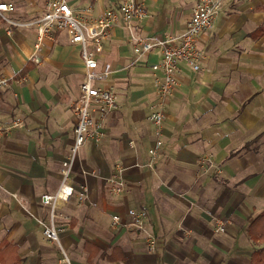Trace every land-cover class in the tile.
I'll return each instance as SVG.
<instances>
[{"label":"crops","instance_id":"crops-1","mask_svg":"<svg viewBox=\"0 0 264 264\" xmlns=\"http://www.w3.org/2000/svg\"><path fill=\"white\" fill-rule=\"evenodd\" d=\"M5 1L15 3L20 18H32L48 0ZM68 2L73 7L78 0ZM186 2L145 0L150 16L139 24V34L165 38L182 32L197 0L181 7ZM117 4L91 0L75 10L82 6L97 17ZM162 6L171 13H160ZM24 30L9 37L0 26L23 59L15 69H0V76L11 77L9 87L31 80L0 98L3 118L24 120L0 143V264H63L43 234L50 210L41 196L60 186L85 68L80 45L65 32L47 42L40 64L30 61L36 37L33 29ZM200 45L206 54L201 71L181 63L179 87L165 100L164 144L150 168L148 150L157 135L149 115L158 102L152 65L159 50L133 63L125 29L114 28L105 41L99 65L112 67L103 83L116 91L119 108L104 118L102 140L82 147L72 174L75 192L57 207L56 226L72 264H250L247 228L264 209V0H226ZM27 62L34 65L30 71L11 76ZM53 69L60 72L56 79L50 78ZM78 72L81 81L72 90L68 80ZM43 80L49 86H41ZM207 155L216 167L202 175L199 161ZM118 167L126 187L116 195L106 178ZM81 185L88 188L84 201L78 197ZM130 208L146 211L147 228L159 240L156 252H148L143 233L127 226ZM113 215L122 218L117 228ZM218 218L226 222L223 234L214 230Z\"/></svg>","mask_w":264,"mask_h":264},{"label":"built area","instance_id":"built-area-1","mask_svg":"<svg viewBox=\"0 0 264 264\" xmlns=\"http://www.w3.org/2000/svg\"><path fill=\"white\" fill-rule=\"evenodd\" d=\"M226 0H197L185 29L165 38L146 37L138 32L139 24L150 16L145 0H120L116 6L104 9L97 17H92L90 9L75 10L68 0H48L42 14L22 19L17 14V7L12 1L0 0V26L7 36H12L19 29H33L35 42L29 60L40 64L42 51L47 42H55L60 32H65L71 43L81 47V58L85 73L79 85V97L75 104L77 116L74 128V141L66 158L62 161L59 173L60 186L55 193L41 196L42 203L50 206L51 225H46L43 234L52 241L58 240L59 229L56 226L57 207L59 202L68 201L75 192L72 182L74 166L81 148L88 142L98 143L104 135V118L119 108L118 96L113 87L105 85L111 73L110 64L100 67L99 61L104 51V43L112 30L122 27L128 33V39L136 56L133 63L158 49L160 58L152 65L153 80L158 102L152 105L149 121L156 131V140L149 148L148 167L153 168L163 148L161 139L165 119L164 103L178 87L181 75V63H186L194 71L199 72L204 64L206 54L200 45L202 33L210 30ZM160 72V74L158 73ZM11 77L0 76V90L9 86ZM96 114L99 117H96ZM23 127L19 118L10 122L0 120V143L15 129ZM202 175L216 167L212 155L203 156L200 161ZM107 183L113 194H121L126 187L123 168L118 167L108 178ZM78 197L84 201L88 197L87 186H80ZM127 226L144 234L148 252L154 253L159 246L158 238L146 225L147 213L142 209L130 208L127 211ZM120 215H113L111 226L121 225ZM215 232L224 233L226 222L218 218ZM72 264L71 258H65Z\"/></svg>","mask_w":264,"mask_h":264},{"label":"rangeland","instance_id":"rangeland-1","mask_svg":"<svg viewBox=\"0 0 264 264\" xmlns=\"http://www.w3.org/2000/svg\"><path fill=\"white\" fill-rule=\"evenodd\" d=\"M120 0H118V2H119ZM193 1L194 0H187V2H186V4L184 5V3L182 4L181 3V7H183V6H189V5H191V3H193ZM89 3V2H91V0H78V2H76L75 4H80V5H82V3ZM75 4L73 5V7H74V9H75ZM78 10H83V7L82 6H80L79 8H78ZM162 11H164L165 12V14L166 15H168L169 13H171V11H172V8L171 7H168V9H167V7L166 6H162V9H160V13H162ZM168 13V14H167ZM163 16H164V14H163ZM22 18H24V19H27L28 18V16H24V15H22L21 16ZM4 26V25H3ZM3 26L1 27V29H3ZM17 31H21V32H24V33H26L27 31H25L24 29H22V28H19V29H17ZM16 31V32H17ZM6 35L4 34V32L2 33V32H0V37H1V46H0V69H2V68H12V69H15L16 67H17V65L21 62V60H23L22 58H21V55H20V53H16V51H17V45H16V43L14 42V41H10V39L9 38H7V37H5ZM72 53L73 54H75L76 55V51L73 49L72 50ZM23 55V54H22ZM23 58H24V56H23ZM81 69H82V71H83V66H81ZM8 71V70H7ZM37 71H39V72H47V71H49L46 67H43V66H38V68H37ZM81 71V72H82ZM8 73H10V74H8V75H11V70H9L8 71ZM50 78H52V77H54L55 79H56V77H58L59 75H60V72L58 71V70H56V69H53L52 71H50ZM70 73H72V72H69V74ZM68 74V73H67ZM16 75V73H12V75L11 76H15ZM81 77H82V75L80 74V72H78V74H76L75 76H71L70 78H69V76H67V78H69V80H68V82H69V88H71L72 90H76L77 89V85H78V83H80V81H81ZM18 80H16V82L11 86V87H7L8 89H4V90H0V98H2L3 99V101H5V98H3V96H5L6 95V93L8 92V91H11V89L14 87V86H24L26 83L27 84H30L31 82V80L30 79H28V81L27 82H24V83H20V82H17ZM52 81H54V80H52ZM42 82V84H40L41 86H46V85H48L49 86V83L47 82L46 83V81L45 80H43V81H41ZM53 83V82H52ZM54 84V83H53ZM68 86V85H67ZM66 87V86H65ZM56 88H60L59 86H57ZM8 94V93H7ZM12 95H13V100H15V102H17L18 101V103H19V100H20V96L14 91V92H12ZM5 97H9L10 98V96L9 95H6ZM4 103H6V104H8V105H11L9 102H4ZM3 106V108H4V105H2ZM11 109L14 111L16 108L14 107V105H11ZM11 110V111H12ZM21 117V116H20ZM20 117H13V116H9V118H3L1 115H0V119L1 120H4V121H6V122H9V121H11V120H13V119H17V118H19V119H23L22 117L20 118ZM24 121V120H23ZM22 128V127H21ZM20 129L19 128H17V129H15L13 132H18ZM90 144H92L91 142H89V143H87L85 146H87V145H90ZM84 146V147H85ZM83 147V148H84ZM83 148H81V150H80V154H81V151H82V149ZM48 207H49V210H50V206L49 205H47ZM48 224L49 225H51V219H49V222H48ZM215 225V224H214ZM221 234H223V233H221ZM45 237V240L50 244H52V245H55L56 247V250H57V259H62V262H63V264H69V262L65 259L66 258V254L68 255L69 254V252H68V250H67V248H66V246H65V244L63 243V238H62V236H61V232H60V230H59V232H58V240H56V241H52V240H50V239H48L46 236H44Z\"/></svg>","mask_w":264,"mask_h":264},{"label":"trees","instance_id":"trees-1","mask_svg":"<svg viewBox=\"0 0 264 264\" xmlns=\"http://www.w3.org/2000/svg\"><path fill=\"white\" fill-rule=\"evenodd\" d=\"M1 46V41H0ZM33 64L27 62L24 67L17 73L14 78L24 76L33 68ZM248 236L253 244L250 264H264V209L255 217V219L248 225Z\"/></svg>","mask_w":264,"mask_h":264}]
</instances>
